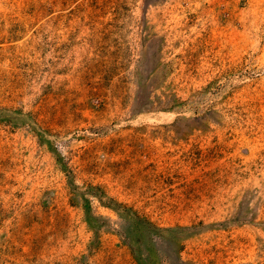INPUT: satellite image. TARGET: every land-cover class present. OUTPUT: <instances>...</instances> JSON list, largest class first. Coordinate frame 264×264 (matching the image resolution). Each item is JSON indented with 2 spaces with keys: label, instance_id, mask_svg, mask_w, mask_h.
Masks as SVG:
<instances>
[{
  "label": "rangeland",
  "instance_id": "1",
  "mask_svg": "<svg viewBox=\"0 0 264 264\" xmlns=\"http://www.w3.org/2000/svg\"><path fill=\"white\" fill-rule=\"evenodd\" d=\"M0 264H264V0H0Z\"/></svg>",
  "mask_w": 264,
  "mask_h": 264
}]
</instances>
